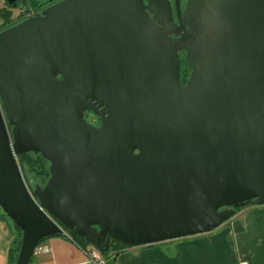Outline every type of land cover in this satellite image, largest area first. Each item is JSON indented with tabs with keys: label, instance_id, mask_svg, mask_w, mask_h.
<instances>
[{
	"label": "water",
	"instance_id": "water-1",
	"mask_svg": "<svg viewBox=\"0 0 264 264\" xmlns=\"http://www.w3.org/2000/svg\"><path fill=\"white\" fill-rule=\"evenodd\" d=\"M146 8L57 0L0 29V207L21 230L16 264L66 229L105 253L264 205V0H186L175 37ZM26 152L49 162L33 189Z\"/></svg>",
	"mask_w": 264,
	"mask_h": 264
},
{
	"label": "crops",
	"instance_id": "crops-1",
	"mask_svg": "<svg viewBox=\"0 0 264 264\" xmlns=\"http://www.w3.org/2000/svg\"><path fill=\"white\" fill-rule=\"evenodd\" d=\"M16 225L0 207V264H8ZM27 264H96L92 247L77 244L65 231L39 243ZM103 264H264V205L248 204L219 227L202 234L114 249ZM108 258V259H107Z\"/></svg>",
	"mask_w": 264,
	"mask_h": 264
},
{
	"label": "trees",
	"instance_id": "trees-1",
	"mask_svg": "<svg viewBox=\"0 0 264 264\" xmlns=\"http://www.w3.org/2000/svg\"><path fill=\"white\" fill-rule=\"evenodd\" d=\"M57 0H48L46 2H40V0H13L11 3H8L5 1V4L9 7H15L22 9L21 14L18 15L16 19L11 18V13L6 9L9 7H3L0 8V14L4 17V22L0 25V29H3L9 25H12L23 18H26L27 13H39L44 7L47 5L54 3ZM15 4V5H14ZM17 160L20 163V165H24L27 167L28 171L30 173H33L35 175V179L29 180L25 173L23 174L24 179L29 186L30 189H33V187L38 185H43L47 178L49 177V162L40 154V153H33V152H26L21 153L17 156ZM23 173V170H22ZM249 204H252L251 202ZM248 204L244 205L247 206ZM244 206L236 207L235 210L238 211ZM236 213V212H235ZM16 237L10 247L9 250V256H8V264H16V258L20 247V241H21V230L18 226H16ZM67 234L70 235V238H72L77 244L83 246V248L87 246H91L83 237L77 235L73 230H65ZM131 245L126 244L121 241H112L110 244V248L107 252L102 253L103 255L110 254V252L114 249H121L125 247H129ZM108 259V258H107ZM108 264H112V261L110 260Z\"/></svg>",
	"mask_w": 264,
	"mask_h": 264
},
{
	"label": "flooded vegetation",
	"instance_id": "flooded-vegetation-1",
	"mask_svg": "<svg viewBox=\"0 0 264 264\" xmlns=\"http://www.w3.org/2000/svg\"><path fill=\"white\" fill-rule=\"evenodd\" d=\"M147 6L146 10L154 20L164 28V31L170 33L171 37L175 35L169 31L173 30V25L178 23V14L182 13L186 5V0H143ZM184 51H180V83L184 85L190 73V67L184 58ZM90 112V113H89ZM90 114V120L87 116ZM86 120L92 125L98 126L99 119L91 111L85 112Z\"/></svg>",
	"mask_w": 264,
	"mask_h": 264
},
{
	"label": "rangeland",
	"instance_id": "rangeland-1",
	"mask_svg": "<svg viewBox=\"0 0 264 264\" xmlns=\"http://www.w3.org/2000/svg\"><path fill=\"white\" fill-rule=\"evenodd\" d=\"M46 1H48V0H40V2H42V3L46 2ZM3 7H9V6H7L5 4V0H0V8H3ZM6 9L11 13V18L12 19H16L18 17V15L21 14V12H22V9L18 8L17 6L9 7V8H6ZM4 20H5L4 17L0 14V25L4 22ZM87 119L90 120V114L87 116ZM19 165H20V163H19ZM20 168H21V171L23 170L22 174L25 173V175L27 176V178L29 180H31V179L34 180L35 179V175L33 173H30L26 166L20 165Z\"/></svg>",
	"mask_w": 264,
	"mask_h": 264
},
{
	"label": "built area",
	"instance_id": "built-area-1",
	"mask_svg": "<svg viewBox=\"0 0 264 264\" xmlns=\"http://www.w3.org/2000/svg\"><path fill=\"white\" fill-rule=\"evenodd\" d=\"M34 15L33 13H27L26 17L32 16ZM48 248L45 246H41L39 245V243L34 247L33 253H37V252H47ZM105 259V256L97 249L92 247L91 252H90V256H89V261L96 263V264H103ZM240 264H246L245 262H242Z\"/></svg>",
	"mask_w": 264,
	"mask_h": 264
}]
</instances>
